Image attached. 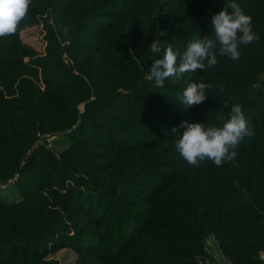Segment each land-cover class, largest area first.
Segmentation results:
<instances>
[{"label": "trees", "instance_id": "trees-1", "mask_svg": "<svg viewBox=\"0 0 264 264\" xmlns=\"http://www.w3.org/2000/svg\"><path fill=\"white\" fill-rule=\"evenodd\" d=\"M32 1L37 5L22 22L34 21L37 14L52 11L56 14V28L50 30V39L68 42L69 46L55 48L51 42L46 56L29 65L25 60L34 52L21 45L18 37L0 38V171L8 179L15 175L24 177L31 190L46 196L29 201L24 198L23 204L17 205L7 203L0 195V219L8 220L0 226V264H30L31 259H38L30 253V247L45 252L80 246L87 256L111 261L115 251L110 244L114 236L106 228V222L113 208L123 204L146 205L137 211L146 218L130 219L128 212V217L124 212L119 214L120 227L123 229L126 222V229L127 224L128 230L132 228L120 237V243L132 246V251L125 255V246H121L115 252L120 254L119 258L125 257L126 264H207L209 238L216 241L230 264H263L264 0H235L252 17L253 31L259 36L256 42L240 45V60L220 56L217 51L215 66L206 65L204 70L186 73L175 82L166 80L162 88L155 86L148 72L154 61L162 58L168 42L183 38L176 44L181 49L172 47L184 51L194 39L207 35L212 38L210 18L229 0H196L201 5L198 11L187 12L183 19L173 23L182 26L179 29L169 31L167 27L153 25V34L158 29L162 34L157 40L160 48L157 53L150 46L155 40L146 39V31H152L153 27L149 28L142 18L134 26L127 22L132 14L146 12L142 0H131L130 11L123 6L119 9L108 5L110 0H93V4L97 3L91 12L82 9L90 0H77L61 9L58 6L63 0ZM153 12L158 16L157 8ZM160 24L165 26L164 19ZM67 25L71 28L65 34L63 27ZM87 28L90 38H99L97 44L82 39ZM199 30L201 33L194 35ZM70 51L73 59L66 63L63 56ZM85 52L90 55L79 60V55ZM72 60L80 62L81 70L89 66L88 81L73 76ZM17 80L20 84L15 89ZM200 81L214 86L207 91V100L193 107L179 103L178 94L190 82ZM155 93L172 104L161 103ZM82 104L89 109L88 114L81 113ZM233 104L242 107L253 135L245 136L235 149V158L220 167L210 160L195 167L188 165L175 146L179 134L185 130L179 127L181 123L220 126L217 114L227 118ZM98 107L114 109L117 115L109 111L102 114ZM126 120L144 130L131 131L130 141L126 137L129 124ZM91 127L101 132L100 137L71 145L63 155L42 142L33 145L55 135L72 136L80 129ZM173 127L178 129L177 133L171 132ZM13 135H19L25 145H16ZM107 142L112 148L108 155L84 157L88 147L108 148ZM30 149L42 177L29 174L23 153ZM88 158L101 162L98 175L102 183L90 189L101 192L98 193L101 198L95 206L90 203L91 207L84 213L95 224L99 236L97 248L96 243L83 246L77 243L81 227L73 206H57V201L51 205L49 201V198L57 200L55 188L71 196L72 186L66 180L72 176L71 170L82 167ZM2 163L7 168H2ZM138 176H148L149 182L142 183ZM134 186H143L146 192L131 193ZM129 196L137 203H125ZM31 201L38 207L24 212L25 202ZM25 216L30 219L23 222ZM136 221L140 225H135ZM11 239L26 244L18 245L10 253L4 245Z\"/></svg>", "mask_w": 264, "mask_h": 264}, {"label": "rangeland", "instance_id": "rangeland-1", "mask_svg": "<svg viewBox=\"0 0 264 264\" xmlns=\"http://www.w3.org/2000/svg\"><path fill=\"white\" fill-rule=\"evenodd\" d=\"M75 1L77 0H63L62 2H60L58 7L60 9L65 8V7H70ZM130 1L131 0H110V2H108V5L110 4V6L119 8V9H122L121 6H123L124 10L129 9L130 11L133 5ZM142 2H143V7L146 9V12H140V14H135V15L132 14L128 18L127 22L129 25L134 26L142 18V21L145 22L149 28L153 27L152 31L150 30L146 31L147 33L146 39L148 41L152 39V40H155L156 42L158 39L162 38L161 37L162 34L159 32V29L155 34H153V29L155 25H158L159 27H167L169 31L179 29L182 26L178 24H173V23L178 22L181 19H183L187 12L194 13L193 11H198V9L201 7V5H199L196 2V0L194 1L193 0H189V1H186V0H142ZM153 2L155 4L158 3V6L157 5L155 6V4L153 5L152 4ZM95 3L93 4V0H90L88 3L82 5V9L86 8L87 11L91 12L96 7ZM36 5H37L36 2L34 1L31 2L29 13L33 12L32 9ZM154 8L158 9V16L155 15V13L153 12ZM55 19H56V14H53L52 11L44 12L43 14H37L34 21L31 20L28 23L21 22L17 26V31L14 34H11L20 39L21 45H25L27 49L34 52L31 54L30 57H27V60H25L26 62L29 61V65H30V62L37 61L38 59H42V57L46 56V52L48 51L51 42H53L50 39V30L56 28ZM163 19H164L165 26H163V24L162 25L160 24V20L162 21ZM195 19H197V16L195 18H192V20L189 21L187 26H189L190 23L194 21ZM77 21H80V18H77ZM168 23H171V24H168ZM84 33H86V35H84ZM84 33L82 34L83 35L82 39L86 40L87 43L88 42H91L94 44L98 43L99 38L97 36H95V38H90L91 33L89 32L88 28L84 30ZM199 33H201V30L194 32V35L199 34ZM180 39L182 40L183 38L173 40L171 42H168V44L170 43L173 46H178V48L176 49H181L179 48V45H176L178 43V40L181 41ZM57 45L68 47L69 43L68 42L62 43L60 42V40H58L57 42H53L52 47L56 48ZM177 51L180 53L183 52L180 50H177ZM72 53L73 51H70L69 54H65L63 56V59L66 61V63L69 62V59L70 60L71 58L73 59ZM89 55L90 53H86V52L82 53L79 55L80 56L79 60L85 57H88ZM79 64L80 62L76 63L73 60L71 61V66L73 67V70H72L73 76L76 77L77 79L85 78L88 81L89 77L86 76V73H88L89 66H85L84 69L81 70V66ZM19 82L20 80H17V84L15 83L14 85L15 89H17L16 87L19 86L20 84ZM183 83H187V82H183ZM39 85L41 86V82ZM100 86L101 85H99V87ZM117 89L121 90L120 88H117ZM155 94L158 95V98L160 99V101H162L161 103L170 102L167 98H160L161 97L160 93H155ZM12 98L13 96L7 97L8 100H11ZM179 103L181 102L179 101ZM171 104L172 102L168 103V105H171ZM98 110H101L102 114L104 112L109 111L108 113L115 115V116L117 115L116 110L111 109V108L108 110L105 107H98ZM80 111L81 113L85 112V114H88L89 109H87V107L84 104H82L80 106ZM24 117L28 119L27 116H24ZM129 122L130 121L126 120V124ZM136 125L137 124L135 122H133L132 124L130 123L127 124L128 126L127 134H126L127 138L128 136L133 135L131 131H134V133H137V132L142 133L144 131V130H140V128L137 127ZM100 135H101V132H99L97 128L91 127V128L80 129L77 133L73 134L72 136H69V135L67 136L66 134L55 135V136L47 138L46 140L37 141L33 145H37L38 143L42 142L46 144L47 147L50 150L54 151L56 154L63 155L64 153H67V151L69 150V146L74 145V144L78 145L80 141L83 142L85 140H90V138L96 141L100 137ZM11 138H12V141L13 140L15 141L16 145H25V142L20 138L19 135H13L11 136ZM121 139L122 137L119 139V141ZM129 139L132 140V138H128V140ZM106 145H108V148H105V146H100L99 149L97 147L94 148L92 146L88 147L84 152V157L85 156L94 157L91 155H100L103 153L104 154L106 153V155H108L107 153H109V149H112V148H109L111 145L110 142H107ZM101 147L107 150H102ZM31 150L32 149L27 150L23 153L24 161L27 163L28 169L30 171L29 174H33L36 176L39 175L40 177H42L41 176L42 171L39 169V167H35L34 165V156H32ZM77 158H81V157L78 156ZM103 161H108V160H103ZM100 163H101L100 161H95V160L92 161L88 158L86 164H84L82 167L73 168L71 170L72 176H70L68 180H66V183L69 182V184L72 186L71 196H68V192L64 191L63 189L55 188L57 200H53L52 198H49L51 205L57 201V204H56L57 206L65 205L67 207H72V206L74 207L76 211L75 212L76 217L81 227V229L78 232L80 234L79 235L80 239L79 241L77 239L78 241L77 243L81 242L82 246L85 244L91 245L93 243H96L95 244L96 248H97V244H99L96 241L99 238V236L98 234H96L94 230L93 225L95 224L94 222L92 223V220H90L88 216H85L84 213H86L85 211H87L89 206L91 207L90 203L95 206L96 202L99 201L101 198V195L98 194L101 192H94L90 190V189H95L92 186L101 185L102 183L101 176L98 175L99 171H101L100 170L101 167H99ZM5 164L6 163H2L1 167L7 168V164L6 165ZM83 169H86L87 172H83ZM108 176H109V173L105 176V178ZM28 177L29 176H27V178ZM138 177H140L142 183L149 182L148 176H143V177L138 176ZM33 181H36V180H33ZM37 183L39 184L40 182L37 181ZM31 187L32 186L28 184V182H26L24 177L20 175H15L14 178L12 177L8 179L7 174L0 171V195L3 199H6L8 201L7 203H15L17 205H22L24 198H27L29 201L30 198L46 197L44 193L31 190L30 189ZM131 189H132L131 193L142 192V191L146 192L143 186L141 188H137L136 186H134ZM65 192L66 194L64 195ZM135 202L136 200L132 196H129L125 200V203H135ZM24 205L26 207L24 212L28 211L29 209L38 207L35 204H33L32 201L25 202ZM145 207H146L145 204H137V205L123 204L122 206H119V207L115 206L113 208L112 212L109 214L110 215V218L108 219L109 221L106 222V228L107 229L110 228L112 231V235L114 236V240L110 244L113 251L116 252L117 250H120V248H122L121 246H125L123 247V250L125 249V252H126L125 255H127L130 251H132V246H128V244H125V242L123 243V241L122 243H120V237L124 236V234H127L128 231H131L132 228L128 230L129 225L127 224V229H126V222H125V227L123 229L120 227L121 221L119 218V214L121 212H124L125 216H127L126 212H128V216L130 219L135 216H138L141 219H143L144 217L146 218V216L138 215L137 211H139L140 209H145ZM99 212L101 211H98L96 213H99ZM29 219H30L29 216H25L22 218V221L25 222V221H28ZM7 221L8 220L6 218L4 217L1 218L0 226L4 222H7ZM134 224L140 225V222L136 221L134 222ZM120 228L122 230H120ZM118 229L120 231H118ZM7 236L8 235L3 236V237H7ZM81 237H84V238H81ZM103 239L106 241L108 240L105 237H103ZM25 244L26 242H16V240L11 239L9 240V242L5 243L4 249H8L10 253H13L16 250H12V249L17 248L18 245H21L22 247H24ZM206 245L209 250L207 251L208 254H205V256L208 258L207 264H230L229 261L225 258L223 253L218 248V245L213 238H209ZM79 247L80 246L76 248L69 246V247L61 248L58 251H45V252H42L39 249L30 247L31 248L30 253L36 258H38V259H31L30 264H126L125 257L119 258L120 254L115 255V252H113V254L111 255V257H113L111 261H103V260H100L101 259L100 257H98V259H95L90 256H87L86 253L82 252V250H80L81 248ZM40 256H45V257L40 259Z\"/></svg>", "mask_w": 264, "mask_h": 264}, {"label": "clouds", "instance_id": "clouds-1", "mask_svg": "<svg viewBox=\"0 0 264 264\" xmlns=\"http://www.w3.org/2000/svg\"><path fill=\"white\" fill-rule=\"evenodd\" d=\"M31 2L32 0H0V38L17 31L18 24L26 18L30 10ZM210 23L212 38L207 35L194 39L182 53L168 44L162 58L156 59L148 72L149 79L155 81L156 87H164L166 80L175 82L186 73L204 70L206 65L215 66L218 63L217 51L220 56L238 61L242 55L240 45L259 40V36L253 31L252 17L247 15L235 0H229L218 13L212 15ZM70 28L71 25L63 27L65 34ZM158 44L154 41L150 45L153 53L160 51ZM213 87L203 81L190 82L182 93L178 94V100L186 107L199 106L207 100V91ZM220 90L223 91L222 86ZM217 120L220 126H206L201 122L187 121L179 126L185 130L179 134L175 146L188 165L195 167L210 160L220 167L235 158V149L245 136L253 135L249 121L239 104L232 105L227 118L218 113ZM171 132L177 133L178 129L173 127Z\"/></svg>", "mask_w": 264, "mask_h": 264}, {"label": "built area", "instance_id": "built-area-1", "mask_svg": "<svg viewBox=\"0 0 264 264\" xmlns=\"http://www.w3.org/2000/svg\"><path fill=\"white\" fill-rule=\"evenodd\" d=\"M261 257L264 259V254H262Z\"/></svg>", "mask_w": 264, "mask_h": 264}]
</instances>
